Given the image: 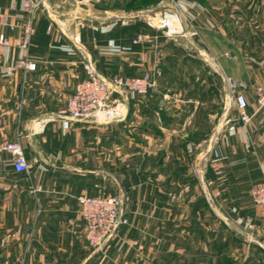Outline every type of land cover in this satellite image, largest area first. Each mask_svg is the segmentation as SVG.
I'll list each match as a JSON object with an SVG mask.
<instances>
[{"label": "crops", "instance_id": "obj_1", "mask_svg": "<svg viewBox=\"0 0 264 264\" xmlns=\"http://www.w3.org/2000/svg\"><path fill=\"white\" fill-rule=\"evenodd\" d=\"M23 2L0 0V143L20 140L32 169L15 171L10 154L1 153L0 264H264V206L250 196L264 161V108L255 90L264 85V0H238V9L214 20V38L203 42L209 51L199 48L197 56L143 17L86 24L76 20V6L57 0L37 9L31 44L20 48ZM6 17L14 29L1 23ZM26 54L36 70L14 67ZM86 60L102 76L150 74L160 88L129 102L119 95L122 118L71 119L62 110L86 76ZM180 61L195 72L193 85L179 83ZM228 78L248 99L247 124ZM125 137L133 147L127 151ZM141 152L152 161L124 165ZM122 191L128 223L94 250L77 197Z\"/></svg>", "mask_w": 264, "mask_h": 264}, {"label": "built area", "instance_id": "obj_2", "mask_svg": "<svg viewBox=\"0 0 264 264\" xmlns=\"http://www.w3.org/2000/svg\"><path fill=\"white\" fill-rule=\"evenodd\" d=\"M44 0H24L23 12L26 14V22L22 25L21 39L16 42L20 48L28 49L34 33V17ZM3 25L14 29L17 25L9 22L8 18L1 20ZM154 26L152 22H149ZM165 26V25H161ZM9 45L10 40L4 38L1 41ZM86 76L79 79L73 92L69 95L65 108L62 110L67 117L81 121H110L122 116L120 101L117 95L131 93L137 96H146L152 90H158V81L150 74L141 76L114 75L105 77L98 73L95 64L91 60L82 62ZM14 67L25 71H34L38 68V62L28 54L18 58ZM230 94L236 104L239 119L247 124L252 115L248 113V99L240 89L236 80H229ZM257 108H264V85L256 86ZM10 154L9 162L17 172L29 174L32 169L26 158L25 151L20 140H4L0 143L1 153ZM261 179L250 189L252 201L264 206V161H260ZM41 186H32L31 191H41ZM79 213L83 220L85 238L89 246L94 250H103L116 229L128 223V219L122 214L123 196L103 192L99 195L81 194L77 197ZM22 264V263H19Z\"/></svg>", "mask_w": 264, "mask_h": 264}, {"label": "rangeland", "instance_id": "obj_3", "mask_svg": "<svg viewBox=\"0 0 264 264\" xmlns=\"http://www.w3.org/2000/svg\"><path fill=\"white\" fill-rule=\"evenodd\" d=\"M237 1L238 0H57V3L60 7H72V5L76 6L74 9L76 10V13H78L77 17H79V19L76 18V20H80L81 22L84 21V23L86 24L102 23L103 25H105L113 21H128L133 20L136 17H143L147 20L148 24L149 22H152V24H154V26L158 28L157 31H159L160 36H164L166 40L169 39V41L175 42V44L177 43V47L179 44V46L182 47L187 54L189 53L197 56L198 49L203 48L208 50L207 46L204 43L207 40L210 41L209 39L211 37L214 38V34L216 33V30L214 29V20H219L222 17L224 18L227 16V14L231 13L232 10L238 9L240 7V3L237 4ZM88 7H90V10L88 11L87 9V11H84ZM105 9H107L108 11L105 12ZM67 10L70 9L68 8ZM141 10H144V12H140ZM60 15H63L62 17L65 18H71V15L73 17V14L64 11L63 13H60ZM159 16H171L179 22L180 26L177 25L178 28L170 31V28L156 24L155 20H157ZM222 31H225V33L227 32L226 29H222ZM184 64V61H180V64L177 66L176 71L179 74V77H181V82H179V80L178 82L182 83L183 79L186 78V82H188L189 84L191 82V84L193 85L195 83L196 74L194 72V75H190V73H192V68L189 66L185 67L188 64ZM192 64L193 65L191 66H198V63ZM217 71L220 72V67L218 65V62L214 58L215 86L217 84H220L219 79H221V76L218 75ZM164 79L165 78H162L160 80L162 84L166 83V80L164 82ZM229 80L236 79L228 78V84ZM236 81L239 85H241L238 80ZM160 85H158V89L160 88ZM122 94L124 95L125 102H129L132 98L131 96H136L131 93ZM119 95H117V97H119ZM158 100L160 102H167L168 100H171V97L169 96L165 97V99ZM174 100H176V97ZM129 123H131V121L127 122L126 125L122 127L125 133H130L131 131V125ZM117 128L118 126L113 127L114 130H118ZM129 140V138L127 139V137H125L123 141L124 151L133 148L129 145ZM148 154L149 153L147 152H141L140 154H137L134 160L132 159V157H129L124 161V165H132L131 167L135 166L136 164L141 165V163L145 165L147 164V160L151 159L149 161H152V156H148ZM160 155L161 152H155V157H157V159H159ZM155 159L156 158H154V162ZM120 194L123 196V200L125 201L127 197L126 192L122 191Z\"/></svg>", "mask_w": 264, "mask_h": 264}, {"label": "bare ground", "instance_id": "obj_4", "mask_svg": "<svg viewBox=\"0 0 264 264\" xmlns=\"http://www.w3.org/2000/svg\"><path fill=\"white\" fill-rule=\"evenodd\" d=\"M155 21L158 25H165L167 28H170V31H173V29L178 28L177 25L180 26L179 22L171 16H159Z\"/></svg>", "mask_w": 264, "mask_h": 264}, {"label": "water", "instance_id": "obj_5", "mask_svg": "<svg viewBox=\"0 0 264 264\" xmlns=\"http://www.w3.org/2000/svg\"><path fill=\"white\" fill-rule=\"evenodd\" d=\"M86 6V5H85Z\"/></svg>", "mask_w": 264, "mask_h": 264}]
</instances>
